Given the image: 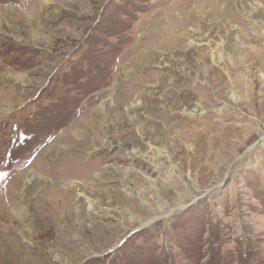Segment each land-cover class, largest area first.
Instances as JSON below:
<instances>
[{
	"label": "rangeland",
	"instance_id": "374dc122",
	"mask_svg": "<svg viewBox=\"0 0 264 264\" xmlns=\"http://www.w3.org/2000/svg\"><path fill=\"white\" fill-rule=\"evenodd\" d=\"M263 53L264 0H0V264H264Z\"/></svg>",
	"mask_w": 264,
	"mask_h": 264
},
{
	"label": "bare ground",
	"instance_id": "6f19581e",
	"mask_svg": "<svg viewBox=\"0 0 264 264\" xmlns=\"http://www.w3.org/2000/svg\"><path fill=\"white\" fill-rule=\"evenodd\" d=\"M259 28V27H258ZM260 31V30H259ZM243 42V41H242ZM258 51V50H257ZM262 52V51H261ZM240 53V52H239ZM251 53V52H250ZM254 54V53H253ZM258 54V53H257ZM260 54V53H259ZM263 55H264V53H263ZM263 55H262V57H263ZM257 56V55H256ZM248 57L250 58V56L248 55ZM239 59V58H238ZM241 59V58H240ZM252 59H253V57H252ZM264 59V58H263ZM257 60V59H256ZM227 61V60H226ZM230 61V60H229ZM254 62V61H253ZM225 65V64H224ZM257 65H258V61H257ZM232 67V66H231ZM250 68V67H249ZM260 70H262L263 71V73H264V63L263 62H261V65L258 67ZM251 69V68H250ZM252 70V69H251ZM255 70V69H254ZM227 71V70H226ZM250 71V70H249ZM255 72H256V70H255ZM262 73V72H261ZM236 75V74H235ZM256 75V74H255ZM259 75V74H258ZM237 76V75H236ZM232 77V76H231ZM263 77H264V74H263ZM234 78V77H233ZM258 78V77H257ZM235 79V78H234ZM227 80V79H226ZM224 82V81H223ZM239 82V81H238ZM248 82V81H247ZM237 84V83H236ZM241 84V83H240ZM229 85V84H228ZM236 86V85H235ZM244 86V85H243ZM263 86V85H262ZM151 87V86H150ZM233 87V86H232ZM214 88V87H213ZM226 88V87H225ZM249 88V87H248ZM224 90V89H223ZM222 90V91H223ZM264 90V89H263ZM142 91H143V89H142ZM232 91V90H231ZM141 94H142V92H141ZM244 94V93H243ZM264 94V93H263ZM220 96V95H219ZM242 101V100H241ZM262 102H263V100H262ZM262 102H259V105L262 103ZM237 103V102H236ZM242 104V103H241ZM196 106V105H195ZM202 106V105H201ZM243 108V107H242ZM247 108V107H246ZM169 116V115H168ZM153 118V117H152ZM135 119V118H134ZM151 119V118H150ZM188 119V118H187ZM152 120V119H151ZM150 120V121H151ZM182 120H183V118H182ZM167 121V120H166ZM153 122V121H152ZM165 121H163V123H164ZM172 122V121H171ZM146 123V122H145ZM148 123V122H147ZM158 123V122H157ZM156 123V124H157ZM185 124L184 125H187V123L186 122H184ZM139 124V123H138ZM144 124V123H143ZM149 125H150V123H149ZM180 125V124H179ZM176 126V125H175ZM140 127V126H139ZM162 127V126H161ZM168 127V126H167ZM146 128V127H145ZM156 128V127H155ZM169 128V127H168ZM166 129V130H170V129ZM171 128V127H170ZM184 128V127H183ZM186 128V127H185ZM175 129V128H174ZM179 129V128H178ZM164 130V129H163ZM171 131V130H170ZM161 132V131H160ZM181 132V131H180ZM163 133V132H162ZM168 133V132H167ZM165 134V133H164ZM182 134V133H181ZM166 136V135H165ZM181 136V135H180ZM183 136V135H182ZM189 136V135H188ZM191 136V135H190ZM201 137V136H200ZM196 139H198V138H196ZM178 141V140H177ZM190 141V140H189ZM197 141V140H196ZM203 141V140H202ZM202 141H201V143H202ZM193 142V141H192ZM194 144V143H193ZM168 145V144H167ZM185 145V144H184ZM186 146V145H185ZM191 147V146H190ZM195 147V146H194ZM182 148H183V146H182ZM171 150V149H170ZM190 153L191 154H195L196 153V149L195 148H191V151H190ZM193 157H194V155H193ZM91 166H93V165H91ZM181 170V169H180ZM96 180V179H95ZM90 184V183H89Z\"/></svg>",
	"mask_w": 264,
	"mask_h": 264
}]
</instances>
